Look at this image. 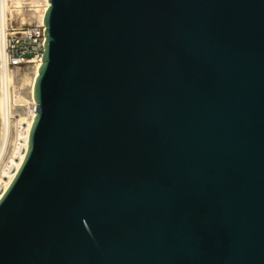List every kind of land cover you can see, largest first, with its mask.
Instances as JSON below:
<instances>
[{"label": "water", "instance_id": "water-1", "mask_svg": "<svg viewBox=\"0 0 264 264\" xmlns=\"http://www.w3.org/2000/svg\"><path fill=\"white\" fill-rule=\"evenodd\" d=\"M0 264H264V0H48Z\"/></svg>", "mask_w": 264, "mask_h": 264}, {"label": "bare ground", "instance_id": "bare-ground-1", "mask_svg": "<svg viewBox=\"0 0 264 264\" xmlns=\"http://www.w3.org/2000/svg\"><path fill=\"white\" fill-rule=\"evenodd\" d=\"M11 1H12V9H11L12 13H15L16 11L17 12L20 11V15L23 13V16L25 15L24 13H27V15L29 14L31 19L35 18V20L43 24V16L46 7L50 5L48 0H37L40 6L36 5L35 10H32L31 8L28 7L26 0H17L18 3L17 5H13V3H16V0H11ZM5 7L6 6L0 1V10L4 11ZM40 64H41V59L40 61H36L35 63H31L24 66V68H15L12 71L13 95H12V108L10 112L12 115L18 114L19 118L17 122L19 124V129L17 132V136L14 140L15 133L14 130L12 131L10 130V124H12V128H13L14 125L13 123L15 122V120L14 119L9 120L8 116H5L4 114L1 116L0 156L1 154L3 155V153L7 149L9 140H11L12 156L13 157L17 156L18 158L14 159L11 156L12 158L8 159L6 163L1 167V176L5 175L7 176V179L0 178V198L3 192L9 186L12 179L14 178L16 171L20 167L25 156V151L28 146L29 132L34 120V116L36 114V101L34 100L33 89H34L35 79L37 77V74L39 73ZM21 121H25L26 125L22 126Z\"/></svg>", "mask_w": 264, "mask_h": 264}, {"label": "built area", "instance_id": "built-area-1", "mask_svg": "<svg viewBox=\"0 0 264 264\" xmlns=\"http://www.w3.org/2000/svg\"><path fill=\"white\" fill-rule=\"evenodd\" d=\"M0 1L7 7L0 10V113L12 120V71L40 61L45 40L44 25L38 21L17 23L15 13L11 11V0ZM23 123L26 125L25 121Z\"/></svg>", "mask_w": 264, "mask_h": 264}, {"label": "rangeland", "instance_id": "rangeland-1", "mask_svg": "<svg viewBox=\"0 0 264 264\" xmlns=\"http://www.w3.org/2000/svg\"><path fill=\"white\" fill-rule=\"evenodd\" d=\"M19 2V1H18ZM26 2H27V4H28V7L29 8H31L32 10H35V6L36 5H39V3H38V1L37 0H26ZM11 4H12V1H11ZM18 3H17V0H16V3H13V5H17ZM22 4V3H21ZM40 6V5H39ZM12 11V10H11ZM15 20H16V22L17 23H20V22H25V23H34V22H37V20H35V18L34 19H31L30 18V16H29V14L27 15V13H24L25 15V17L23 16V13L20 15V11H16L15 12ZM17 16H19V17H17ZM24 68V67H23ZM0 118H1V113H0ZM18 118H19V116H18V114H15L14 115V120H15V122L13 123L14 125H13V128H12V124H10V130L12 131V130H14V133H15V135H14V140H15V138H16V136H17V132H18V129H19V124H18V122H17V120H18ZM22 122L23 121H21V125L23 126V125H25L24 123L22 124ZM15 142V141H14ZM14 145V144H13ZM9 147H10V150H9ZM12 141L11 140H9V142H8V145H7V149L5 150V152L3 153V155L1 154V156H0V176H1V167L6 163V161L8 160V159H11L13 156H12ZM10 153V154H9ZM12 156V157H11ZM14 159H17L18 157L17 156H14L13 157ZM5 161V162H4ZM4 162V163H3ZM1 179H7V176H5V175H2L1 177H0Z\"/></svg>", "mask_w": 264, "mask_h": 264}]
</instances>
